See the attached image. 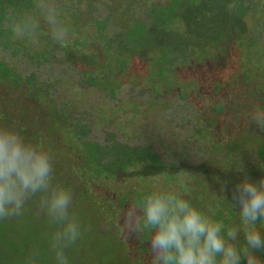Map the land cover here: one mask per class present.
Wrapping results in <instances>:
<instances>
[{"label":"trees","instance_id":"16d2710c","mask_svg":"<svg viewBox=\"0 0 264 264\" xmlns=\"http://www.w3.org/2000/svg\"><path fill=\"white\" fill-rule=\"evenodd\" d=\"M34 3L0 0V54H6L0 55V125L50 154L52 178L72 191L71 206L90 209L92 232L100 235L106 229L113 239V255L105 264L116 258L124 264H154L150 234L126 222L128 213L139 214V201L151 191L113 189V198L102 191L112 193L106 183L142 179L158 170L170 180L167 171L178 169L174 162L183 157L185 141L176 132L183 127L177 120L180 111L160 100L162 91L180 88L178 97L184 100L183 89L189 85L180 82L183 70L219 58L231 43L245 58L249 52L253 59L264 58V0H57L69 30L62 43L53 39ZM248 11L254 19L250 31L241 22ZM14 27L21 28L19 38ZM210 30L224 38L223 46L213 44L211 57H198L197 48L209 41ZM139 65L144 69L138 70ZM135 84L148 94L140 99L129 95ZM191 131L198 134L195 124ZM135 137L153 138L170 159L165 162L151 144L133 142ZM200 160L194 181L202 186L198 190L208 193L206 185L214 189L218 202L193 206L222 223L225 231L241 230L239 209L231 198L239 183L230 172L236 167L226 164L218 173L211 162ZM122 224L128 226L127 240L121 238ZM254 226L264 235V221ZM234 243L244 246L243 234ZM255 255L264 264V250ZM12 256L2 255L7 261Z\"/></svg>","mask_w":264,"mask_h":264},{"label":"clouds","instance_id":"9594fccd","mask_svg":"<svg viewBox=\"0 0 264 264\" xmlns=\"http://www.w3.org/2000/svg\"><path fill=\"white\" fill-rule=\"evenodd\" d=\"M35 9L57 42H65L68 28L60 19L57 0H35ZM17 38L21 28H12ZM258 127L264 128V111H253ZM239 170V169H238ZM50 154L26 142L10 127H0V219L23 214L25 203L39 194L41 211L58 225L50 247L56 264H68L65 249L82 235L78 218L70 212V190L54 184ZM243 223L244 246L238 248V229L228 228L197 210L178 192H151L138 203L139 214L128 213L129 227L147 231L154 264H261L257 250H264V235L254 225L264 221V177L252 182L245 176L232 193ZM27 264H36L35 256Z\"/></svg>","mask_w":264,"mask_h":264},{"label":"rangeland","instance_id":"374dc122","mask_svg":"<svg viewBox=\"0 0 264 264\" xmlns=\"http://www.w3.org/2000/svg\"><path fill=\"white\" fill-rule=\"evenodd\" d=\"M210 29H212L211 26ZM209 33H211V36L208 34L209 41L202 43V47L200 46L197 48L198 53L196 56L203 57L209 54L211 57L213 55L212 52L214 51V48L212 47L213 44L215 46L219 45V48L223 46L224 41L222 40L224 38L220 36L219 33L216 35L212 32V30H210ZM214 38L217 39L215 40L216 42H210ZM262 38H264V29L262 30ZM201 40H203L202 37ZM230 47L232 48V51L235 50L236 53L239 52V50L235 49L234 46ZM210 48L213 51L210 50ZM231 48L229 53L232 52ZM0 55L4 57L6 56L5 53ZM223 56H225V53L222 56L220 54L219 58L217 56L214 58L212 57L213 59L203 60L202 63L198 62L199 64L191 65L187 69H184L183 73L179 77L181 84L193 85L196 89L202 84L209 86L212 85V83L218 81V79L221 81V76L230 72L227 69L228 62ZM248 56V61L245 63L248 71L253 70V73L255 74L261 73L260 71L264 60L262 58L256 60L252 58V55ZM242 60L244 61L243 55H236L233 57L234 62L241 63ZM209 65H216V68H210ZM139 67L140 68H138V70L144 69L143 65H139ZM218 71H220L221 74H216ZM233 76L234 74H231V77ZM136 85L137 84L130 85L131 89L128 88V94L130 93L129 90H132L133 94L135 95L142 89ZM221 85L222 84H220V86ZM0 127L3 126L0 125ZM177 131L178 130H176V132ZM185 131L188 133L189 129H183L181 134H184ZM135 138L136 139L133 142L138 144H151L152 149L159 155H162V159L165 162L170 159H167L166 156H164L163 151L153 140L146 139V137H142L140 139L139 137ZM185 153L186 156L183 153V157H181V159L187 158V160H190V162H183L184 164L182 165L180 162L181 159L176 160L174 163L177 165L176 168L178 169H171L167 171V175H170V180H167V177L165 178L164 174L159 172V170L156 172H151L149 175L143 176L142 179H134L133 177L124 178L122 181L117 180V182L115 181L109 184L106 183V186L112 188V193L108 194L107 192L102 191L104 197L113 198V189H115V192L119 191L120 193H123L128 189L137 190L145 188L151 192H178L183 196V198L190 201L192 205L217 204L218 201H215L216 198L213 199L212 196L214 194V189L212 190V188L206 185L204 188H209L208 193L204 192L202 189L198 190V186L200 185H197V183L194 181V178L197 176L196 174L199 168L194 163L192 165V162L196 159V157H191L187 150ZM190 157L192 159H190ZM188 166L192 167L188 168ZM193 167L195 169H193ZM194 172H196V174ZM194 174L195 177H193ZM57 179L58 178H52L54 184H58ZM70 192L72 193V191ZM202 195L203 198L200 201V197ZM39 199L40 196L38 194L37 196H34L28 200L25 203L22 215L7 219H0V264H27L29 257L32 256H35L36 264H56L55 255L50 247V242L51 234L57 229L58 225L50 222L47 215L41 211ZM234 204L235 202H233V205ZM204 211L206 212V209H204ZM70 212L78 218L81 224L82 235L75 244L65 249V256L67 257L68 264H105L108 258L113 255L111 254L115 245L113 239L107 234L106 229H101L102 232L100 235H95L92 232L93 227L90 224V221H92L93 212L90 209H88L87 212L78 211L73 206H70ZM123 213L126 214L128 211L122 210V214ZM123 219H125V217ZM95 227L98 228L97 225H95ZM119 227L122 230L121 238H125L127 240V237H129L128 226H124L122 224L121 226L119 225ZM238 231H240V229ZM241 232L242 231L238 233L239 237H242ZM4 254H12L13 256L7 261L6 258L2 257ZM130 254L132 253L130 252ZM109 264H124V262L121 259L116 258L111 260Z\"/></svg>","mask_w":264,"mask_h":264},{"label":"flooded vegetation","instance_id":"af4514ba","mask_svg":"<svg viewBox=\"0 0 264 264\" xmlns=\"http://www.w3.org/2000/svg\"><path fill=\"white\" fill-rule=\"evenodd\" d=\"M245 15L250 17L251 26L244 27L250 31L254 22L252 12L248 11ZM232 45L233 43L229 46ZM260 45L264 46V42ZM230 48L223 56L228 62L227 69L230 72L221 76V81L218 79L209 86L202 84L196 89L193 85L184 86V100L178 97L182 89L177 87L167 89L162 91L160 100L167 101L171 109L180 111L177 120L183 127L178 126V134L180 139L185 141L183 152L187 150L191 157H196L193 162L191 161L192 164H197L204 158L213 164L212 168L218 173L220 168L230 164L236 167V169L232 167L230 172L239 183L245 176L256 182L264 177V153L258 152L264 150V128L257 126L253 119V111H264V61L261 73L255 74L253 70L248 71L245 66L248 58L244 57L241 63L233 61L234 56L243 54L241 51L238 53L232 51V48V52L229 53ZM234 48L236 49L235 45ZM248 54L251 55V52ZM262 54L264 55V50ZM216 74L221 73L218 71ZM231 74L234 76L231 77ZM129 92L132 97L140 99L141 96L148 94V89H141L135 95L132 90ZM192 124L196 125L198 134L191 131ZM185 128H188L189 132L181 134Z\"/></svg>","mask_w":264,"mask_h":264},{"label":"water","instance_id":"95a60500","mask_svg":"<svg viewBox=\"0 0 264 264\" xmlns=\"http://www.w3.org/2000/svg\"><path fill=\"white\" fill-rule=\"evenodd\" d=\"M252 1H255V0H252ZM242 22H243V24H244V26L246 28H250V26H251V20H250V17L249 16H247V15L243 16Z\"/></svg>","mask_w":264,"mask_h":264}]
</instances>
